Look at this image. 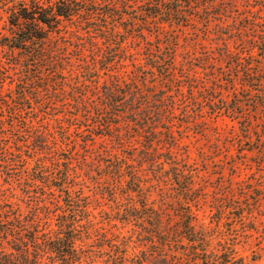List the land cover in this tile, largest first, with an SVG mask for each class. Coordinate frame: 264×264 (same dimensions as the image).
Returning <instances> with one entry per match:
<instances>
[{"label": "rangeland", "instance_id": "rangeland-1", "mask_svg": "<svg viewBox=\"0 0 264 264\" xmlns=\"http://www.w3.org/2000/svg\"><path fill=\"white\" fill-rule=\"evenodd\" d=\"M93 1L12 50L18 0H0V216L57 228L64 210L82 226V264H111L157 250L152 209L168 228L190 205L212 248L264 264V0ZM110 85L164 93L162 133L107 109Z\"/></svg>", "mask_w": 264, "mask_h": 264}, {"label": "trees", "instance_id": "trees-1", "mask_svg": "<svg viewBox=\"0 0 264 264\" xmlns=\"http://www.w3.org/2000/svg\"><path fill=\"white\" fill-rule=\"evenodd\" d=\"M193 1L179 0L181 3ZM91 6H97L95 1L18 0V3L9 8L8 22L12 36L7 39L9 43H5V46L12 50H27L31 43L48 39L52 33L57 32L64 21L73 22L85 14H94V7L89 8ZM160 7L161 4H152L151 9ZM113 8L110 9L114 10ZM173 11L179 10L177 8ZM108 14L110 12L106 13L107 16ZM158 14L160 13H153L154 16ZM87 18L90 20V17ZM160 93L161 91L156 93L149 89L142 90L140 87L120 89L118 85H110L103 94V100L107 101L106 107L109 110L117 106L122 108L115 113L117 117H125L144 130L151 128L146 135L149 139L153 134L162 133L158 128L162 127V106L167 98L164 93ZM111 122L108 121L102 126L108 130L114 129ZM166 128V133L170 135V126ZM147 142L152 146V139ZM183 208L184 211L177 213L180 221L168 228L162 225L161 213L152 209L150 227H154V230L149 232V236L151 240L156 238L155 242L152 241V246L157 250L151 253L147 251L135 261L126 254V250L120 251L119 255L111 260V264H182L181 261L178 263L177 259L175 260L176 255L167 253V248L171 249L173 242L183 249L181 254L187 256V261L192 264H241L232 253H219L212 248L211 235L198 225V216L192 207L189 205ZM5 214L0 216V241L7 238L10 240L8 236H12V246L8 251H1L0 264H82L86 258L83 244L85 235L80 229L82 226L75 225V219H67L66 211L57 214L62 218L56 223L57 228L51 227V223L42 227L35 219L28 222L20 213H9L7 219H3ZM11 222H17L19 225H13ZM11 224L12 226H9ZM184 240L188 242L185 243ZM157 242L159 246H156Z\"/></svg>", "mask_w": 264, "mask_h": 264}]
</instances>
